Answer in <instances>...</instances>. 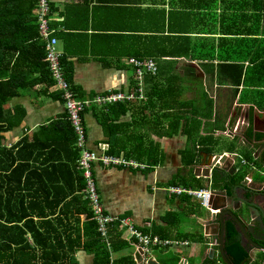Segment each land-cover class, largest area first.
Wrapping results in <instances>:
<instances>
[{
    "label": "crops",
    "instance_id": "1",
    "mask_svg": "<svg viewBox=\"0 0 264 264\" xmlns=\"http://www.w3.org/2000/svg\"><path fill=\"white\" fill-rule=\"evenodd\" d=\"M21 1L24 6L31 2ZM188 1L50 0L51 28L54 31L52 37L57 38V49L66 64L64 66L62 63L68 71V80L78 94L82 95V100H91L97 94H104L109 90L127 94L135 91L138 85L136 67L128 63L130 57L155 56L157 62H163V66L158 63V69L163 68L164 74L176 73L180 76L177 79L180 81H175L181 91L180 98L176 101L183 103L179 105V111L190 117L191 124L187 128L190 137L181 130L174 132L173 136L168 135L173 130L169 128V120L166 118L163 126L157 127L154 122H150L140 131L148 132L158 143V165L149 170L148 165L140 162L138 163L144 165V168L95 163L92 171L100 200L107 213L130 217L138 230L170 242L154 248L153 253L174 251L179 256L178 264H195L191 259L203 264L208 259L216 258L219 261L220 257L219 237L214 224L209 226L208 234L205 232L206 220L211 218L212 213L196 197L187 193L177 195L171 189H211L226 191L228 198H233L235 192L237 196L246 198L251 195L247 192L249 188L264 184V108L250 102H238L239 92L244 84L237 85L236 70L220 67L218 59L202 62L190 61L186 56H167L172 49L182 54L187 51L188 41L184 35H189L187 32L190 28ZM28 18H36L38 22L35 6L31 16L24 13L16 19L15 15L7 14L0 18L5 24L0 33L3 39L0 55L13 56L9 63L1 64L10 72L19 55L18 51L12 53L14 46L31 55L39 51L33 41L27 43L23 39L35 33V30L23 25L14 29L12 25L15 21L23 22ZM207 36L218 39L220 34ZM42 40L46 45V40ZM242 63L245 68L249 65L248 60ZM227 73L231 76H225ZM34 83L33 88L21 91L5 104L6 107L20 104L27 111L20 125L0 132V145L7 149L16 145L24 136H32L38 127L57 121L66 111L61 94L60 97L56 95L58 90L55 84ZM234 87L238 91L236 95ZM174 98L176 96L171 100ZM144 99H148L146 93L145 98L140 101ZM135 100L137 99L118 102H137ZM100 106L90 104L83 113L87 148L98 152L100 144L110 146L117 139L115 143L119 148L125 147L126 151L135 149L139 142L135 140V134H131L133 128L121 125L137 117L139 111L129 110L118 116V106L112 109L107 105ZM216 136L225 137L223 145H215L213 138ZM151 141L147 140L146 145L150 146ZM205 148L209 151H205ZM223 155L231 159L228 169L212 167L210 172L206 171V161L212 162L217 156ZM121 156L124 157L123 152ZM32 165L40 167V162L34 160ZM186 170L191 172L190 177L195 178L198 186L188 183L189 178L181 179V174ZM20 179L23 184L24 176ZM35 181L39 183L38 180ZM219 198L218 204L223 199ZM259 203L264 213V200ZM196 205L206 208L208 212L200 214ZM88 206L90 207L89 201ZM243 207L244 205L235 212L239 214ZM185 217L195 221L188 223ZM82 220H85V215H82ZM225 222L226 228L228 222L234 223L239 234L240 230L234 219L226 217ZM256 224L260 228L258 221ZM249 225L251 226L250 223ZM109 235L110 247L104 245L110 264L122 256L137 255L138 242L131 239L128 229L120 228L116 223L111 225ZM259 238L261 240H256L257 243L264 247V234L261 233ZM242 239L240 236V242ZM113 241L118 243L120 249L113 251ZM244 241L242 245L247 247V251L250 250L248 264H258L260 256L264 255V249L257 248L246 238ZM129 247L133 248L132 253L115 256ZM182 251L186 255H181ZM76 256L80 264H93L94 254L91 252L80 250ZM150 259L170 264L168 260L160 262L152 255ZM139 262L137 264H143L142 260Z\"/></svg>",
    "mask_w": 264,
    "mask_h": 264
},
{
    "label": "trees",
    "instance_id": "2",
    "mask_svg": "<svg viewBox=\"0 0 264 264\" xmlns=\"http://www.w3.org/2000/svg\"><path fill=\"white\" fill-rule=\"evenodd\" d=\"M35 4V0L25 6L21 0H0V18L7 14L15 15L16 19L24 13L31 16ZM187 5L190 19L189 35H184L188 41L187 51L182 54L172 49L167 56H186L190 61L202 62L218 59L220 67L236 70L237 85L244 84L238 102H250L264 108V0H189ZM36 20L28 18L12 25L14 29L23 25L35 30L23 39L27 43L33 41V45L39 48L37 53H24L22 48L14 46L12 53L18 51L19 55L11 72L1 63H9L13 56L0 55V132L20 125L27 114L24 106L6 107V103L21 91L33 88L34 82L55 84ZM4 25L0 20V33ZM216 33L220 34L218 39L207 36ZM199 34L205 36L198 37ZM2 44L0 37V46ZM153 58L157 60L155 56ZM246 60L249 61L247 68L242 63ZM62 63L66 65L63 58ZM67 72L65 70V74ZM225 76L231 75L227 73ZM66 78L68 80V75ZM179 78L176 73L166 75L163 68L158 69L156 74L146 77L147 100L105 104L109 109L118 106V116L129 110L140 112L130 122L121 125L133 128L131 134H135L133 136L139 144L126 151L125 147L117 146L116 139L110 143L109 155L121 157L123 152L127 160L146 164L147 169L152 170L160 163L159 145L148 132L140 129L150 122L157 127L163 126L164 118L169 120V128L173 130L168 135L173 136L174 132L181 130L190 137L187 130L190 117L179 111V105L183 103L176 101L181 92L175 84ZM72 90L77 97H82L75 88ZM237 92L234 87L235 95ZM60 94L57 91L56 95ZM174 96L176 98L171 100ZM149 139L151 145L147 146ZM75 141L76 135L65 111L57 121L38 127L32 136H24L11 148L0 145V264H80L76 256L80 250L94 254L93 264H110L107 248L97 232L96 222L91 219L90 207L84 197L85 186L78 168L79 150ZM205 151H209L208 148ZM146 157L150 159L149 163ZM34 160L40 162V167L32 165ZM22 176L25 178L23 184ZM187 182L197 185L192 176ZM112 247L113 251L120 249L114 241ZM225 250L232 264H248L250 261L249 252L231 222L227 223ZM132 257L122 256L112 264H137ZM263 260L264 255L260 256L258 264H263ZM203 264L226 263L220 255L219 261L208 259Z\"/></svg>",
    "mask_w": 264,
    "mask_h": 264
},
{
    "label": "built area",
    "instance_id": "3",
    "mask_svg": "<svg viewBox=\"0 0 264 264\" xmlns=\"http://www.w3.org/2000/svg\"><path fill=\"white\" fill-rule=\"evenodd\" d=\"M36 13L38 16L39 33L42 39L46 40V61L48 62L51 75L55 81V86L61 92V96L68 113L69 121L73 127L76 135L75 147L79 150L78 168L82 172V177L85 183L84 196L90 203L92 212L91 219L96 222V229L106 246L110 247L109 231L111 225L119 224L120 228L128 229L131 239L138 242L137 255L133 256L137 263L142 260L143 264H149V258L152 255L154 248L159 245H167L170 242H164L158 237H151L136 228L135 222L127 216H114L106 212L100 200L97 191L94 177L93 165L101 163L104 166H130L142 167L135 160H127L124 157H114L109 155V144H100L98 152L91 151L86 146L87 132L84 124L83 113L87 106L97 102L105 105L107 103H114L124 100H133L145 98L146 88L145 80L147 75H154L158 71V62L153 57L138 58L130 57L128 63L136 67L137 88L132 93H124L123 91L109 90L104 94H97L91 100H82L75 95L72 90L71 83L67 80L65 69L62 64V54L57 49L58 40L52 37L53 30L51 28V6L50 0H37ZM173 193L181 195L183 193L190 194L198 199L201 204L205 205L211 213L220 211L218 208H213L210 200L212 197L211 189L204 190H190L186 188H172Z\"/></svg>",
    "mask_w": 264,
    "mask_h": 264
},
{
    "label": "water",
    "instance_id": "4",
    "mask_svg": "<svg viewBox=\"0 0 264 264\" xmlns=\"http://www.w3.org/2000/svg\"><path fill=\"white\" fill-rule=\"evenodd\" d=\"M231 163V159L227 155L217 156L212 162H205L206 171L210 172L212 167L228 169ZM202 169V168H201ZM246 189V188H245ZM251 193L249 197H239L237 193H234L233 198L229 197L226 191H212V197L210 203L213 208H221L220 212L212 213L211 218L206 220V234H208L209 226L213 225L216 228V235L219 237V251L221 258L226 264H232L228 258L225 250V235H226V217L232 218L236 221L240 230L239 235L243 237L242 243L244 244V238H246L251 244H254L259 249H264L256 240L261 233L264 234V213L260 200H264V184L260 187H251L247 191ZM222 197V203H217V198ZM221 198H219L220 200ZM237 214L235 211L239 210ZM261 214V215H260ZM256 221L260 223V228L257 226ZM251 224V226L249 225ZM210 224V225H209ZM247 248V247H246ZM250 251V250H248ZM214 254V252H212ZM149 264H161L156 259H150ZM264 264V263H263Z\"/></svg>",
    "mask_w": 264,
    "mask_h": 264
},
{
    "label": "rangeland",
    "instance_id": "5",
    "mask_svg": "<svg viewBox=\"0 0 264 264\" xmlns=\"http://www.w3.org/2000/svg\"><path fill=\"white\" fill-rule=\"evenodd\" d=\"M157 61V60H156ZM163 62H159V65H162L163 66V64H162ZM145 87H146V80H145ZM141 99H139V98H137V100H135V101H137V102H141L140 101ZM92 104H94V105H98V106H100V104L99 103H97V102H94V103H92ZM101 107V106H100ZM214 139V143H215V145L216 146H218V145H223L224 144V142L226 141V139H225V137L224 136H220V137H214L213 138ZM146 161H148V163L150 162V159L149 158H147L146 157ZM190 175H191V172L190 171H188V170H186V171H184V173L183 174H181V179H185V178H189L190 177ZM197 206V205H196ZM197 212H199L200 214H205V213H207L208 211H207V209L206 208H204V207H201V206H197ZM185 220H186V222H188V223H192V221H195V219H193V218H190V217H185ZM133 252V248H131V247H129V248H125V250H123V252H121L120 254H116L115 256L117 257V256H120V255H128V254H130V253H132ZM181 255H186L185 254V251H182V254ZM152 256L153 257H156L160 262H166L167 260H168V263H170V264H176V262H177V259H178V255H176V252H174V251H169V252H166V253H164V252H161V251H157V252H154L153 254H152ZM192 263H195V264H198L197 263V261L198 260H190Z\"/></svg>",
    "mask_w": 264,
    "mask_h": 264
}]
</instances>
